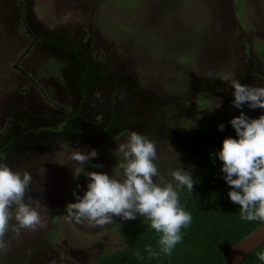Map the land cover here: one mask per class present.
<instances>
[{
    "label": "rangeland",
    "instance_id": "374dc122",
    "mask_svg": "<svg viewBox=\"0 0 264 264\" xmlns=\"http://www.w3.org/2000/svg\"><path fill=\"white\" fill-rule=\"evenodd\" d=\"M226 75L264 87V0H0V162L28 171L25 202L49 210L0 260L94 264L122 248L119 217L103 227L68 219L84 173L123 180L116 149L136 132L155 142L154 163L175 187L170 172L192 171L186 126L218 110L264 114L232 106ZM77 149L98 153L78 179L68 159Z\"/></svg>",
    "mask_w": 264,
    "mask_h": 264
},
{
    "label": "clouds",
    "instance_id": "9594fccd",
    "mask_svg": "<svg viewBox=\"0 0 264 264\" xmlns=\"http://www.w3.org/2000/svg\"><path fill=\"white\" fill-rule=\"evenodd\" d=\"M70 19V15H65L62 22L67 24ZM223 79L234 89L233 107L242 109L247 105L253 110L264 109V87L245 85L227 75ZM95 96L100 100L98 92ZM96 120H102V115H97ZM229 123L237 138H225L221 149L213 155L222 161L223 179L231 189L228 196L232 203L240 206L241 218L264 221V114L253 119L241 111ZM219 130H224L223 124L219 125ZM116 151L122 156L119 168L123 170V180L105 173L85 172L87 190L82 197L73 192L76 202L67 203L65 207L68 219L76 223L87 222L91 227H103L112 223L114 217L130 221L139 215L162 234L160 253L170 256L182 241L181 229L188 227L192 220L191 214L180 207L177 191L186 187L192 192L195 180L191 172L183 168L170 172L175 187L173 183L165 182L154 163L158 160L155 142L136 132H132ZM97 156L95 149L89 152L77 149L71 153L68 159L76 165L74 178L78 179L82 166ZM4 159L6 157H0V161ZM46 171L40 167L38 175L44 176ZM154 177L159 178V184L154 182ZM32 181L28 171H14L0 162V255L8 252L11 240L20 239L22 231L44 227L49 211L47 205L31 195L25 202ZM147 251L157 255L151 247ZM258 258L264 261V251L258 253Z\"/></svg>",
    "mask_w": 264,
    "mask_h": 264
},
{
    "label": "trees",
    "instance_id": "16d2710c",
    "mask_svg": "<svg viewBox=\"0 0 264 264\" xmlns=\"http://www.w3.org/2000/svg\"><path fill=\"white\" fill-rule=\"evenodd\" d=\"M229 111L218 110L203 115L195 126L184 128L187 142L182 147L192 158V192L177 189L180 207L191 214L188 227L181 229L182 241L172 254L160 253L162 234L151 228L149 221H125L121 224L124 246L111 253L95 256L94 264H221L227 252L245 235L264 221H247L240 216V206L230 201V186L223 179L222 161L214 153L227 137L237 138L229 121ZM224 130H219V125ZM151 247L157 255H151ZM264 243L250 253L241 264H264L258 253ZM0 264H4L0 260Z\"/></svg>",
    "mask_w": 264,
    "mask_h": 264
},
{
    "label": "water",
    "instance_id": "95a60500",
    "mask_svg": "<svg viewBox=\"0 0 264 264\" xmlns=\"http://www.w3.org/2000/svg\"><path fill=\"white\" fill-rule=\"evenodd\" d=\"M264 243V222L245 235L226 254L221 264H241L254 250Z\"/></svg>",
    "mask_w": 264,
    "mask_h": 264
}]
</instances>
